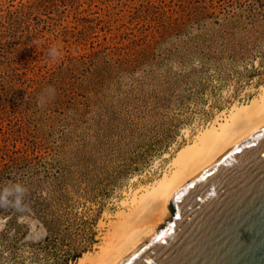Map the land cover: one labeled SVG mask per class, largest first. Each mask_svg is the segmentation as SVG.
Instances as JSON below:
<instances>
[{
    "label": "rangeland",
    "instance_id": "374dc122",
    "mask_svg": "<svg viewBox=\"0 0 264 264\" xmlns=\"http://www.w3.org/2000/svg\"><path fill=\"white\" fill-rule=\"evenodd\" d=\"M262 86L264 0H0V264L97 254Z\"/></svg>",
    "mask_w": 264,
    "mask_h": 264
},
{
    "label": "water",
    "instance_id": "95a60500",
    "mask_svg": "<svg viewBox=\"0 0 264 264\" xmlns=\"http://www.w3.org/2000/svg\"><path fill=\"white\" fill-rule=\"evenodd\" d=\"M114 264H264V124L197 176Z\"/></svg>",
    "mask_w": 264,
    "mask_h": 264
},
{
    "label": "bare ground",
    "instance_id": "6f19581e",
    "mask_svg": "<svg viewBox=\"0 0 264 264\" xmlns=\"http://www.w3.org/2000/svg\"><path fill=\"white\" fill-rule=\"evenodd\" d=\"M263 124L264 86L256 98L235 105L228 115L200 130L172 159L161 178L133 192L132 200L123 201L124 209L110 223L108 240L101 250L72 264H114L135 241L172 216L173 206L197 176Z\"/></svg>",
    "mask_w": 264,
    "mask_h": 264
},
{
    "label": "clouds",
    "instance_id": "9594fccd",
    "mask_svg": "<svg viewBox=\"0 0 264 264\" xmlns=\"http://www.w3.org/2000/svg\"><path fill=\"white\" fill-rule=\"evenodd\" d=\"M49 54H50V56H52L53 58H55L56 55H57V50L55 48H53V49L50 50V53ZM46 91L48 92V94L50 96H53L54 97V95H55V89L49 87Z\"/></svg>",
    "mask_w": 264,
    "mask_h": 264
}]
</instances>
